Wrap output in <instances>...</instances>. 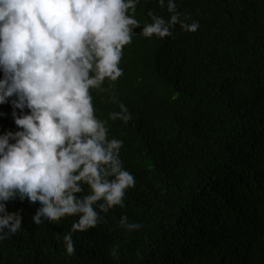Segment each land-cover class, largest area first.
<instances>
[{
    "label": "trees",
    "instance_id": "1",
    "mask_svg": "<svg viewBox=\"0 0 264 264\" xmlns=\"http://www.w3.org/2000/svg\"><path fill=\"white\" fill-rule=\"evenodd\" d=\"M131 4L125 15L137 23L128 26L122 75L89 94L106 141H122L119 160L134 187L122 205L96 201L97 223L86 231L73 230L79 212L37 223L42 206L15 190L0 201V218L14 217L0 232V264H264V0ZM174 15L198 29L173 25ZM158 19L171 35L144 36ZM17 100L0 104V137L22 130L15 118L29 110ZM77 185V202L94 194Z\"/></svg>",
    "mask_w": 264,
    "mask_h": 264
},
{
    "label": "clouds",
    "instance_id": "2",
    "mask_svg": "<svg viewBox=\"0 0 264 264\" xmlns=\"http://www.w3.org/2000/svg\"><path fill=\"white\" fill-rule=\"evenodd\" d=\"M131 6V0H0V104L17 96L14 106L29 110L15 118L21 131L0 137V201L15 190L38 201L42 208L37 223L41 215L52 221L79 212L83 215L73 230L86 231L97 223L92 207L96 201L103 198L107 207L122 205L125 190L135 185L119 160L122 141H106L89 94L105 77L114 81L122 75L118 64L131 42L128 26L137 23L125 15ZM174 8L170 3L169 10ZM177 22L190 32L199 27L174 15L171 23ZM163 23L158 19L146 26L144 36L171 35ZM123 119L127 122L130 116ZM108 165L110 172L104 167ZM102 173L115 179H102ZM81 180L94 194L77 202L73 193L81 191ZM101 209L107 211L104 205ZM13 219L0 218V232ZM19 227L16 220L10 231L16 233ZM68 240L67 254L72 255Z\"/></svg>",
    "mask_w": 264,
    "mask_h": 264
}]
</instances>
